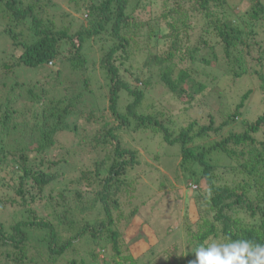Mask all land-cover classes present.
Returning a JSON list of instances; mask_svg holds the SVG:
<instances>
[{
    "label": "trees",
    "instance_id": "1",
    "mask_svg": "<svg viewBox=\"0 0 264 264\" xmlns=\"http://www.w3.org/2000/svg\"><path fill=\"white\" fill-rule=\"evenodd\" d=\"M141 2L69 0L70 11L63 12L60 24H56L44 17V10L41 13L38 0H0V18L8 21L9 26L3 33L20 49L12 62H0V169L12 166V172L17 173L19 178L17 186L8 184L9 202L0 198V207L5 208L7 203L16 206L8 225L0 219V264H55L68 252H71L68 264H83L84 258L77 260L75 257L76 247L90 242L88 254L96 259L97 246H102L100 243L106 246V242L101 240L107 238L109 249L113 252V258L107 264H158L152 258L140 262L133 257L114 227L124 206L117 195L132 191L127 172L136 163L134 151L123 146L117 130L131 126L134 129L159 130L166 143L180 146V164L189 172L190 184L198 189L195 194L201 197L198 207L204 206V220L196 226L187 225L188 233H191L187 244L194 240L199 247L214 240L220 243L214 251L215 256L210 257L207 263L204 257L197 258L193 252L184 260L180 258L176 264H264V138L257 137L264 125V110L252 120L237 122L242 115L241 108L252 93L250 88L245 90L233 111L219 124L212 116L207 123L189 118L184 124H176L179 121H172L171 117L163 122L158 114L139 110L144 88H132L122 78L116 56L128 55L130 41L122 33V28L129 23L133 6ZM195 2L197 6L194 10L201 12L204 23L193 46L187 47L185 54L181 52L178 47L179 31L169 21L173 31L169 47L162 53L149 56L144 62L146 66L158 64L161 68L159 80L164 88L178 99L186 97L189 103L196 100V93L203 95L208 90L206 82L197 77L203 72L205 77L211 78L218 71L220 78L227 75L237 79L247 74L246 59L252 56V45L245 38H252L264 27L263 0H253L239 19L224 16L222 8L225 0ZM45 3L52 7L56 2L45 0ZM170 11L173 13L175 9ZM26 20H29L32 39L20 41L18 34L21 31L16 33L15 26ZM75 22L79 25L73 29ZM209 34L214 37L213 42ZM93 42L103 51L100 64L110 83L108 113L117 123L111 125L103 113L93 118L96 119L93 123L98 124L96 128L89 127L87 133L79 132V141L88 140L86 143L90 145L85 153L93 155L86 160L87 164L75 170L72 181L64 178V174H50L48 168L60 160L53 159L52 155L61 152L65 130L74 132L84 126H70L65 122L67 116L76 113L70 111L74 102L68 100L66 104L61 98H50L45 88L19 81L13 73L19 67L44 65L41 68L46 74L45 82L49 76L58 79L63 64L67 63L73 70L72 74L78 76L69 82L65 90H74V84L88 68L85 44ZM257 45L259 56L255 58L252 72H257L263 81L264 45L259 42ZM244 46L246 49H243ZM200 49L204 51L197 61ZM178 63L185 65L182 67ZM137 78L145 85L151 84L144 75H137ZM82 81L86 83L87 79ZM121 90L133 96V101L127 103L123 111L118 106ZM191 90L196 93L188 97ZM82 91L80 89L75 97H80ZM21 98L27 103L22 110L15 108ZM43 99L53 106L47 110L38 107V104H43ZM236 125L241 129L236 130ZM212 133L218 138H211ZM74 144L75 141L71 147ZM215 153L235 158L244 179L232 186L217 185L214 171L218 162L211 160V154ZM193 166L201 170L197 171ZM31 180L33 187L27 188L26 184ZM202 181L205 187H201ZM50 185L48 193L44 194L43 191ZM34 188H37L36 192ZM87 198L89 203L84 200ZM76 199L83 200L88 206H79L75 203ZM88 207L104 215L96 216L93 221L81 218L77 210L81 212ZM137 212L134 207L129 215L134 216ZM34 230L39 232L36 237L38 246L45 251L43 259L40 257H43L44 251H33L27 247V240Z\"/></svg>",
    "mask_w": 264,
    "mask_h": 264
},
{
    "label": "rangeland",
    "instance_id": "2",
    "mask_svg": "<svg viewBox=\"0 0 264 264\" xmlns=\"http://www.w3.org/2000/svg\"><path fill=\"white\" fill-rule=\"evenodd\" d=\"M50 1L56 3L51 7V5H46L45 0H38L41 13L44 10L45 18L52 19L56 24H60L62 13L70 11L68 7L69 0ZM252 1L225 0L226 4L222 8L223 14L228 19L231 17L239 19V16L245 9L249 8ZM196 6L195 0H142L141 4L138 3L133 6L132 17L129 19L127 26L122 28V33L130 41L127 50L128 55L126 56L125 54L127 53H123L122 57L116 56V64L120 68L122 78L132 88H144V98L138 109L143 112L150 111L158 114L159 120L163 122L168 117H171L172 121H179L176 124H184V121L189 118H196L202 123H207L209 116H212L216 120V124H219L233 111L234 106L239 102L240 96L245 90L250 88L252 93L245 101L244 107L241 108L242 115L237 122H240L241 119L252 120L256 118L264 110V80L260 79L257 72H252V65L255 64V58L259 56L257 42L264 45V27L252 38H245L252 45V56L246 59L248 64L247 74L237 79L233 78L234 76L227 75L220 78V71H218L217 74L213 73L215 77L211 78L205 77L204 72H201L202 74L197 77L206 82L208 90L203 95L191 90L188 97L196 93V96L194 95L196 100L191 103L186 101V97L182 99L176 98L174 94L164 88L159 80L161 68L158 64L150 66L144 64L149 56L153 57L156 53H162L169 47L173 38V31L169 26V21L179 31L178 44L180 46L178 47H180L181 52L185 54L186 48L193 46L204 23V21L202 22L201 12L194 10ZM172 8L175 9L173 13L170 11ZM217 10L220 11V9ZM79 18L82 19V16L79 15ZM7 22L5 19L0 18V62L7 61L9 63L14 60V56L20 52V49L13 44L12 39L8 35L3 33L4 29L9 27ZM28 24L29 20H26L15 26L16 33L21 31L18 34V40L30 41L32 39ZM78 25L79 22H75L73 29ZM209 38L213 42L214 37L209 34ZM243 49H246V47L244 46ZM84 51L88 60V68L79 81L74 84L76 85L74 90L73 88L65 90V87L69 86V82L78 76V74H72L73 70L67 63L63 64L62 72L58 79L49 76L47 78L48 81L45 82L46 74L41 68L44 65L28 68L19 67L13 73V76H16L19 81L36 84L39 88H45L50 98H61L63 103L66 104L68 100L74 102L70 106V111H76V113L67 116L65 122L70 126L74 124L77 127L80 125L84 126L74 132L65 130L66 133L62 136L63 148L61 152L59 153L58 151L56 155H52L53 159L60 160L48 168L50 174L56 176L64 174V178L72 181L74 180L72 177L75 175V170L87 164L86 160L91 157L90 155H93L85 153L89 150L90 145L86 143L88 140L79 141V137H77L79 132L87 133L89 127L95 126L96 128L98 124L95 125L93 123H96V119L93 118L103 113L111 125L117 123L112 114L109 115L108 113V89L110 83L105 69L100 64L103 51L94 42L89 43V45L85 44ZM203 51L204 49H200L197 61ZM217 53L221 59L220 51ZM179 65L183 67L185 63ZM137 75L146 76L151 81V84L145 85L143 81L137 78ZM81 79H87L86 83ZM53 85L55 86L54 89H52ZM80 89L83 90L82 94L80 97H75V94ZM119 98L118 106H120L122 111L127 103L133 101V96L125 90L120 91ZM52 106V104H48L45 101L42 105L38 104V107L46 110ZM24 107H27V103L21 98L15 108L22 110ZM171 125L173 124L171 123ZM235 128L236 130L241 129L239 125H236ZM120 129L117 131H119L123 146L134 151L136 155V163L127 172V180L131 179L130 187L132 191L124 194L118 193L117 197L122 200L124 206L121 208L120 216L115 214V216H119V219L114 225L121 237H123L130 254L138 258L140 262H146L152 258L158 264H176L180 258L184 260L189 254L191 255L194 252L197 258L204 257L205 263L209 262L210 257L213 258L215 256L214 251L220 245L219 242L214 240L206 246L202 245V247L196 244V240L187 244V240L191 237V233H188L187 225L196 226L197 223L204 220L202 213L204 206L198 207L201 199L198 195L195 196L198 189L196 190L197 187H193L190 184L192 183L190 181L191 176L180 164L182 158L180 146L166 143L159 130L134 129L132 126L128 129ZM211 135V138H218L213 133ZM257 137L259 139L264 138V125L261 126ZM74 141L75 144L72 145L74 147H71ZM66 149L67 152L65 153ZM211 155V160L218 162V166L214 171L217 185L226 184L232 186L244 179L242 178L244 174L237 166L235 158H230L223 153ZM34 162H32V165H34ZM13 168L11 166L0 169V198L8 202L10 197L8 184L13 183L17 186L19 181L18 174L12 172ZM193 168L197 171L201 170L198 166H193ZM41 169H45V166H41ZM200 185L201 187L206 186L204 181ZM26 187L32 188L33 181H29ZM50 187L51 185L48 188L46 187L43 193H48L47 190ZM81 190L83 191L84 188H81ZM34 191L36 192L37 188H34ZM84 200L89 203V198ZM79 201L76 199L75 203L82 207L88 206L83 200ZM3 204L5 205V203ZM14 207L16 206L10 203H7L5 208L0 207V219H3L4 224L8 225L11 222L14 215ZM134 207L138 212L131 216L129 213ZM77 211L81 213L79 214L81 218L89 221H93L96 216L102 217L104 215L103 212L99 213L96 209L90 210L89 207L81 210V212ZM38 233L37 230L32 231L31 238L27 240V247L33 251L43 252L44 249L38 246L39 241L36 238ZM101 241L106 242V246L104 243H100L102 246H97L98 254L96 259H93L88 254V250L91 249L90 242H83L80 247H76V259L84 258L85 262L83 264L109 263L113 258V252L109 249V238ZM172 248L174 249L172 250ZM108 252L110 257H108ZM70 253H66V256L58 259L55 264H68ZM42 255L43 257L41 256L40 259L45 257V251Z\"/></svg>",
    "mask_w": 264,
    "mask_h": 264
},
{
    "label": "built area",
    "instance_id": "3",
    "mask_svg": "<svg viewBox=\"0 0 264 264\" xmlns=\"http://www.w3.org/2000/svg\"><path fill=\"white\" fill-rule=\"evenodd\" d=\"M193 187H196L195 185Z\"/></svg>",
    "mask_w": 264,
    "mask_h": 264
},
{
    "label": "clouds",
    "instance_id": "4",
    "mask_svg": "<svg viewBox=\"0 0 264 264\" xmlns=\"http://www.w3.org/2000/svg\"><path fill=\"white\" fill-rule=\"evenodd\" d=\"M192 186H194V185H192Z\"/></svg>",
    "mask_w": 264,
    "mask_h": 264
}]
</instances>
